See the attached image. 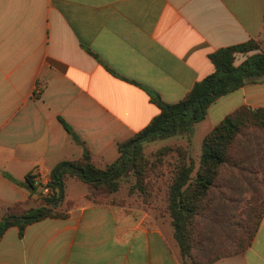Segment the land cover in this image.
<instances>
[{"label": "crops", "instance_id": "crops-1", "mask_svg": "<svg viewBox=\"0 0 264 264\" xmlns=\"http://www.w3.org/2000/svg\"><path fill=\"white\" fill-rule=\"evenodd\" d=\"M252 39L264 53V0H0V223L34 200L27 175L46 185L85 149L100 168L115 163L160 114L150 92L180 102L216 71L211 54ZM243 106L264 109V81L213 103L208 133ZM88 193L66 192L68 218L8 229L0 264H185L168 215ZM211 264H264V218L250 247Z\"/></svg>", "mask_w": 264, "mask_h": 264}, {"label": "trees", "instance_id": "trees-1", "mask_svg": "<svg viewBox=\"0 0 264 264\" xmlns=\"http://www.w3.org/2000/svg\"><path fill=\"white\" fill-rule=\"evenodd\" d=\"M260 50V42L252 39L245 44L223 48L211 54L210 60L216 71L196 84L178 103H165L158 94L150 92L153 102L160 109V114L143 131L119 144L120 156L115 163L100 168L95 164L91 152L85 149L80 159L59 164L52 171L50 181L46 185L38 183L36 176L27 175L23 186L33 197L39 192L43 203L37 208H27L24 203L6 208L1 217L0 240L11 227H18L20 235L23 236L27 227L34 223L47 218H68V214L59 210L66 199V183L69 179L86 184L89 188L87 198L101 202L121 191L125 177L128 180L134 177L136 181L129 187V195H136L139 200L141 198L145 208L152 207L153 202L150 199L153 192L161 189L156 187L150 178L155 174L157 165L146 157L144 143L177 135H186L191 139L195 125L207 118L210 106L219 98L240 90L247 84L264 81V53ZM238 55H243L245 59L236 65ZM61 122L73 140L83 144L73 128L63 120ZM251 134L264 136V109L243 106L228 115L205 136L195 177L194 160L183 148L176 151L179 160L170 171L171 179L163 212L158 216L170 217L174 239L185 264H188V261L191 264H211L239 255L252 245L264 218V167L251 168L253 159L248 160L244 156L246 145L241 146V141ZM169 150L171 149H167ZM162 163L160 160L159 164ZM247 178L257 181L258 187L251 191L255 188L253 182L251 196L245 201V208L248 209L246 214L244 209H235L234 213L237 214L233 215V220L239 217V233L232 237L231 246L227 251L220 250L219 247L208 249L205 241L200 239L201 218L208 212L212 213L213 209H217V213L221 210L225 214V206H217L215 201L220 197L228 201L227 192L221 190H231L234 187L229 185L227 180L232 183ZM40 189L47 192L44 194ZM217 190L218 197L213 195ZM242 193L244 192L239 195Z\"/></svg>", "mask_w": 264, "mask_h": 264}, {"label": "rangeland", "instance_id": "rangeland-1", "mask_svg": "<svg viewBox=\"0 0 264 264\" xmlns=\"http://www.w3.org/2000/svg\"><path fill=\"white\" fill-rule=\"evenodd\" d=\"M209 131L210 124L209 120L206 119L195 125L194 134L191 139L186 135H177L164 140L144 143V153L146 157L150 160V162L156 163L157 165L155 169L156 172H154L155 174L151 175L150 178L153 179L156 187L161 189V191H154L153 197L150 199V201L153 202V205L149 208L154 211L156 216L163 212L164 201L168 191L167 187L171 179L170 171L174 169L179 160V155L176 151H178V148H183V150L188 152V155L194 160L195 169L193 177H195L203 152V141ZM241 146H245V149L243 150L245 151L243 152L244 156L248 160L253 159V163L250 164L252 166L251 168L264 167V148H262L264 146V136L260 134H251L241 141ZM169 148L171 150L167 151ZM160 160H162V164H159ZM158 173H161L160 176H157ZM135 181L134 177H131L129 180L125 177L122 180V189L119 192L121 199L130 196L128 190L129 187L135 183ZM253 182L255 187L254 189L252 188ZM227 183H229V185L232 184L234 187L231 188V190L225 188L221 190L227 192L226 195L228 197V201H224L221 197L217 198V201H215V205L225 206V214H223L221 210L217 213V209H213L212 213L208 212L203 218H201L202 232L200 239L205 241L208 245V249L219 247L220 250H228V247L231 246L230 240L232 237L236 236L237 233H239V217H237L236 220H233V215L237 214L234 213L235 209L238 207L239 209H244V214H246L248 209L245 208L247 206L245 201L251 196L250 189L252 188V191L258 187V182L253 181L252 178H247L246 180L239 179L238 181H233L232 183H230L228 179ZM42 191L44 194L46 193L44 189H40V192ZM66 192L70 196L80 197L82 194L87 193V186L81 182L71 181L68 183ZM241 192L244 193L239 195ZM213 195H217L218 197V190L215 191ZM134 196L135 197L132 199L140 201V205L143 206L141 198L139 200L136 195ZM33 199L34 200L26 206L27 208H37L43 203V199L39 195V192L34 195ZM233 224H236L237 226H233ZM188 264H191V262L188 261Z\"/></svg>", "mask_w": 264, "mask_h": 264}, {"label": "built area", "instance_id": "built-area-1", "mask_svg": "<svg viewBox=\"0 0 264 264\" xmlns=\"http://www.w3.org/2000/svg\"><path fill=\"white\" fill-rule=\"evenodd\" d=\"M45 192H47V190H45Z\"/></svg>", "mask_w": 264, "mask_h": 264}]
</instances>
